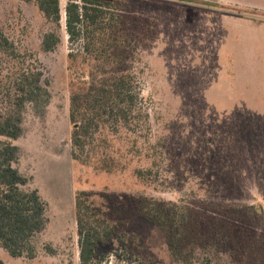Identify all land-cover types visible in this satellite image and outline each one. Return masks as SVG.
Segmentation results:
<instances>
[{"label": "rangeland", "instance_id": "1", "mask_svg": "<svg viewBox=\"0 0 264 264\" xmlns=\"http://www.w3.org/2000/svg\"><path fill=\"white\" fill-rule=\"evenodd\" d=\"M67 1L56 26L35 3L0 0V30L38 63L51 92L45 112L29 106L22 136L11 140L20 147L14 166L45 201L48 223L34 239L36 258L0 247V264H79V192L116 227L102 264H182L141 213L152 199L190 209L196 230L188 231L209 236L195 263L264 264V0H118L137 23L132 67L145 118L135 133L98 136L93 162L112 157L111 171L71 157ZM52 31L61 41L46 51ZM8 60L0 50V78Z\"/></svg>", "mask_w": 264, "mask_h": 264}, {"label": "trees", "instance_id": "2", "mask_svg": "<svg viewBox=\"0 0 264 264\" xmlns=\"http://www.w3.org/2000/svg\"><path fill=\"white\" fill-rule=\"evenodd\" d=\"M24 1L35 3L48 22L60 26L61 0ZM65 11L73 70L69 82L71 157L83 165L111 171L116 164L112 157L93 162L98 136L106 130L135 133L145 118L132 67L137 23L133 25L123 16L118 0H68ZM60 41L57 32H48L43 49L51 51ZM0 50L12 65L9 75L0 78V136L8 139H0V247L13 258L34 259L38 254L34 239L46 229L47 207L37 189H25L28 177L14 166L20 158V147L11 140L22 136L29 106L38 114L45 112L51 92L38 63L17 51L1 30ZM75 205L79 264H102L105 255L101 249L114 241L116 227L98 213L85 192H79ZM143 205L141 213L146 220L166 232L172 257L182 264H199L192 260L194 249L200 243L207 245L202 240L209 236L188 231L196 230L190 222L191 210L154 199ZM118 240L122 244L126 241L121 235Z\"/></svg>", "mask_w": 264, "mask_h": 264}, {"label": "crops", "instance_id": "3", "mask_svg": "<svg viewBox=\"0 0 264 264\" xmlns=\"http://www.w3.org/2000/svg\"><path fill=\"white\" fill-rule=\"evenodd\" d=\"M222 2H226L228 4H232V5H240L239 2H236V1H232V0H220Z\"/></svg>", "mask_w": 264, "mask_h": 264}]
</instances>
